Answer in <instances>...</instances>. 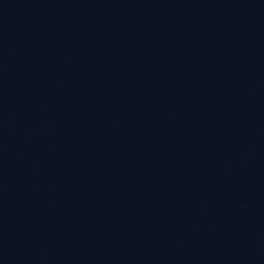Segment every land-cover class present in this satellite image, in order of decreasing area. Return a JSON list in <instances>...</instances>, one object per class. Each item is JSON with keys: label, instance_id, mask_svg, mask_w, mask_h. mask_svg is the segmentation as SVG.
I'll use <instances>...</instances> for the list:
<instances>
[{"label": "water", "instance_id": "water-1", "mask_svg": "<svg viewBox=\"0 0 264 264\" xmlns=\"http://www.w3.org/2000/svg\"><path fill=\"white\" fill-rule=\"evenodd\" d=\"M0 264H264V0H0Z\"/></svg>", "mask_w": 264, "mask_h": 264}]
</instances>
